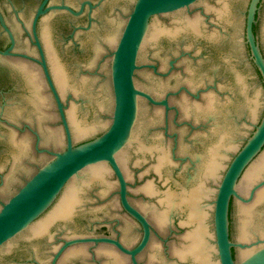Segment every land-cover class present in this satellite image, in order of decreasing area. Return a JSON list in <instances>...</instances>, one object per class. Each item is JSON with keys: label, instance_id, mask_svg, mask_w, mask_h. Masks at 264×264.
Segmentation results:
<instances>
[{"label": "water", "instance_id": "1", "mask_svg": "<svg viewBox=\"0 0 264 264\" xmlns=\"http://www.w3.org/2000/svg\"><path fill=\"white\" fill-rule=\"evenodd\" d=\"M0 264H264V0H0Z\"/></svg>", "mask_w": 264, "mask_h": 264}]
</instances>
